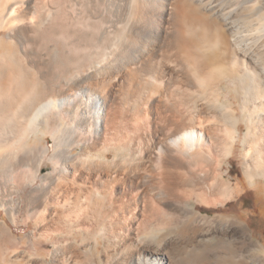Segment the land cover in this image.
Wrapping results in <instances>:
<instances>
[{
  "label": "bare ground",
  "instance_id": "6f19581e",
  "mask_svg": "<svg viewBox=\"0 0 264 264\" xmlns=\"http://www.w3.org/2000/svg\"><path fill=\"white\" fill-rule=\"evenodd\" d=\"M238 145L263 200L264 0H0V207L53 245L2 222L4 264H247L191 204L240 193Z\"/></svg>",
  "mask_w": 264,
  "mask_h": 264
},
{
  "label": "rangeland",
  "instance_id": "374dc122",
  "mask_svg": "<svg viewBox=\"0 0 264 264\" xmlns=\"http://www.w3.org/2000/svg\"><path fill=\"white\" fill-rule=\"evenodd\" d=\"M244 132H245V129L244 127H242V130L240 131V135L243 136ZM44 145L48 149L49 153H51L52 146H53L51 138H49V141L45 142ZM244 148L245 147L238 145L235 149L236 150L235 155L233 157L232 156L229 157L227 162L224 164L222 168V173L223 175L225 174V176L228 178L230 186L234 187L238 185V187L240 188V193L233 194L227 201L224 202L225 206L218 205L215 207H205V206L199 205L194 200H192L191 204L194 207V209H196V211L201 212L203 216H206L209 219H212V218L219 219L220 216L241 217L242 226L245 230L246 239L249 243V246L247 247L248 248L247 251L249 255L252 254V256L250 255L251 260H248L247 264H254V263L264 264V256L262 255V253L259 252V249H258L260 248V245L264 247V199L258 200V197H257L258 188L256 186H253L250 180L245 176L246 170L251 165L249 164V161L244 160L243 156L246 152ZM246 162L248 163L246 164ZM248 164H249V167H248ZM46 170H47V167L44 168V171H42V174ZM17 173H12L13 175L3 173V172L0 173V199L1 197L2 198L4 197V199L8 198L7 200H11V197H12V200L14 198V201L11 204L12 205L11 207L13 208H15L18 205L19 197H20V195H18V193L15 191L16 188L14 189V187H17L16 183H19L18 181H22V179L18 177L22 174V172L19 171ZM241 181H243L245 185H240ZM11 184H14V186H12ZM260 184L264 186L263 178H261ZM11 188L14 191H11ZM7 189H10V190L9 192L6 193L5 191ZM12 193L14 195H12ZM11 218L12 217L6 215L5 212L2 210V208L0 207V225L2 224V222L6 223V228H8L11 231L12 235L18 240L24 236L31 235L35 243V247H34L35 253H38V255L41 252L46 253V258L49 261L53 245H51V243L48 242L46 247L42 246L44 240H42L41 238H37L39 237L37 236L39 234L38 226L32 225V224H29L28 227L26 228L21 227L20 225L15 226L13 225ZM18 220H20L19 217H17V221ZM231 229L236 230V227L234 225H231ZM171 230L172 228H169L168 232H170ZM170 235L172 237L175 236L174 233H171ZM233 238L236 239V237H233ZM38 240L39 241L41 240V245L37 243ZM216 241H217V238L212 240L213 243H216ZM215 246H213L214 248L212 247L210 249H217V245ZM254 246L257 249L254 248ZM36 249L38 250V252L36 251ZM0 254H1L0 264H4L1 251H0ZM256 260L257 262H255ZM236 261H237V258L234 257L233 262H236Z\"/></svg>",
  "mask_w": 264,
  "mask_h": 264
}]
</instances>
